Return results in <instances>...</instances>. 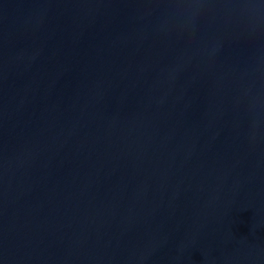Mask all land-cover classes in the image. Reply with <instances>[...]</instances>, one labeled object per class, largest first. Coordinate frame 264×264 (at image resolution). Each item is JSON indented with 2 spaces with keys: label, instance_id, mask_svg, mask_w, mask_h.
I'll use <instances>...</instances> for the list:
<instances>
[{
  "label": "water",
  "instance_id": "1",
  "mask_svg": "<svg viewBox=\"0 0 264 264\" xmlns=\"http://www.w3.org/2000/svg\"><path fill=\"white\" fill-rule=\"evenodd\" d=\"M0 264H264V0H0Z\"/></svg>",
  "mask_w": 264,
  "mask_h": 264
}]
</instances>
